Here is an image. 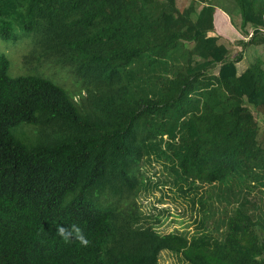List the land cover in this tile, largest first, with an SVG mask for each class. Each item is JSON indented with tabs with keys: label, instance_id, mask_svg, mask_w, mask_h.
<instances>
[{
	"label": "trees",
	"instance_id": "trees-1",
	"mask_svg": "<svg viewBox=\"0 0 264 264\" xmlns=\"http://www.w3.org/2000/svg\"><path fill=\"white\" fill-rule=\"evenodd\" d=\"M220 1L0 0V39L32 36L28 75L0 54V264H264V63L239 67L264 48V0H228L239 25ZM163 189L192 232L140 210ZM72 223L88 247L56 235Z\"/></svg>",
	"mask_w": 264,
	"mask_h": 264
},
{
	"label": "rangeland",
	"instance_id": "rangeland-1",
	"mask_svg": "<svg viewBox=\"0 0 264 264\" xmlns=\"http://www.w3.org/2000/svg\"><path fill=\"white\" fill-rule=\"evenodd\" d=\"M217 0H214L216 2ZM224 2L216 4L219 8L227 11L232 18L234 19V24H240V19L237 16L235 9L233 8V3L228 0H223ZM181 6L187 4V0H178ZM236 20V22H235ZM231 24V23H230ZM222 36L224 43L231 44V52H239L241 49L237 45L239 40L245 39L242 34V30L239 28L233 27V25H228L227 33L224 30H219L218 32ZM32 40L31 35L19 33V39L15 42H5L0 39V54H4L10 61L9 73L12 76L28 75L26 68L21 67L22 57L25 55L27 48H29V42ZM259 59L264 63V48H261L258 51H249L245 55L244 60L239 64L240 69L245 68L249 61ZM39 72H43L46 75L51 76L54 74V79L58 80L59 83L64 84L67 88H70L72 78L66 71H55L53 69L40 68ZM78 99V98H76ZM250 110L254 112V109L250 107ZM260 127L264 128V120L257 118ZM159 166H155L153 170H150L151 173L158 172ZM109 198V197H108ZM110 200V199H109ZM159 200H162V203H158ZM140 204V210L144 213H153L157 214L160 210H167L162 215V225L158 228V231L163 234L171 233L174 230L183 231L188 230L190 232L194 229L193 220L196 216V213L190 210V203L184 197L176 193L175 190H162L155 191L153 194L147 197H141L138 199ZM190 226V227H189ZM158 264H180L179 259L167 252H162L159 257Z\"/></svg>",
	"mask_w": 264,
	"mask_h": 264
},
{
	"label": "clouds",
	"instance_id": "clouds-1",
	"mask_svg": "<svg viewBox=\"0 0 264 264\" xmlns=\"http://www.w3.org/2000/svg\"><path fill=\"white\" fill-rule=\"evenodd\" d=\"M56 235L66 243H77L80 246L88 247L91 243L79 224H59L56 226Z\"/></svg>",
	"mask_w": 264,
	"mask_h": 264
},
{
	"label": "crops",
	"instance_id": "crops-1",
	"mask_svg": "<svg viewBox=\"0 0 264 264\" xmlns=\"http://www.w3.org/2000/svg\"><path fill=\"white\" fill-rule=\"evenodd\" d=\"M219 12L223 13L228 18H229V16L226 13H224L222 10H220V9H216L215 10V13H214V16H213V24H214V28H215L216 34L221 36V34L218 33L219 30H224L227 33L228 26L226 24L225 18L222 15H220ZM229 22H230V18H229Z\"/></svg>",
	"mask_w": 264,
	"mask_h": 264
}]
</instances>
